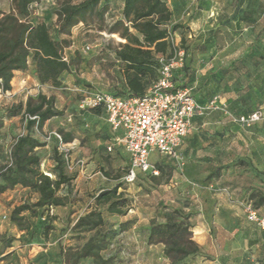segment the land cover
<instances>
[{"label":"rangeland","instance_id":"1","mask_svg":"<svg viewBox=\"0 0 264 264\" xmlns=\"http://www.w3.org/2000/svg\"><path fill=\"white\" fill-rule=\"evenodd\" d=\"M79 1L72 0V3ZM117 2L114 14H106L103 24L94 16L88 25L79 24L72 30V45L66 53L69 58L76 57L78 64L72 67L75 81L71 90L63 91L57 105L64 115L46 123L43 133L38 134L42 141L51 132L76 137L79 141L76 146L83 149L80 158L84 166H76L73 171L67 167L73 180L58 191L57 196L64 202L62 206L22 215L27 226L24 231L11 222V213L17 206L35 203L38 195L18 187L1 196L0 237L6 236L14 242L0 257V264H76L91 240L106 245L105 249L78 264H101L108 259L112 260L111 264H171L163 256V246L147 244L151 221L163 223L166 209H182L180 206L188 202L185 199L201 193L209 208L210 195L216 189L226 196L232 193L228 190L231 186L237 189L247 179L260 178L264 183V121L249 128L241 127L220 113L193 122L183 148L182 170L171 158L158 155L153 162L158 166L159 176L137 172L132 181L127 179L129 158L118 147L112 151L107 149L113 135L104 114L90 111L79 115L81 96L73 91L89 88L111 94L125 93L123 65L117 61L116 50L126 41L108 31L115 21ZM234 2L178 0L175 4L168 3L179 19L178 24L182 25L177 34L188 54L189 89L203 101L212 93L221 94L234 115L251 113L255 107L264 112V0H242L239 10L234 9ZM10 5V0H0V11L9 12ZM59 6L57 1L41 0L30 20L46 22L56 37L55 11ZM187 14L191 17H186ZM87 46L90 51L85 50ZM33 70L30 62L32 75ZM32 88L33 85L28 91ZM2 100L0 97V121L6 108ZM25 126V120L20 117L13 133L0 132V168L10 161L13 143L18 136L26 134ZM54 142L38 151L43 171L54 169ZM72 148L68 146L61 152L68 154L69 160H72ZM94 155H98L97 160ZM57 177L51 175L53 179ZM117 185L122 186L118 192L129 201L123 215L108 213V205L96 199L101 192ZM242 193L245 192L230 194L236 206L234 213L239 216L235 220L249 222L245 205L251 203L256 209L259 193L256 189L246 193L248 196ZM251 195L256 196L254 200L250 199ZM93 211L102 214L103 224L92 231L76 229L78 220ZM259 211L264 213V203ZM4 216H7L5 221ZM234 228L212 231L210 250L203 254L211 260L206 264H264V231L251 223ZM194 263L195 260L189 264Z\"/></svg>","mask_w":264,"mask_h":264},{"label":"trees","instance_id":"2","mask_svg":"<svg viewBox=\"0 0 264 264\" xmlns=\"http://www.w3.org/2000/svg\"><path fill=\"white\" fill-rule=\"evenodd\" d=\"M40 1L10 0L9 12L0 11V90L4 94L12 90L11 83L16 72L29 71L30 62L34 68L33 75L41 85L60 87L62 75L71 73L72 67L78 64L76 57L69 58L66 53L72 45L70 38L72 30L79 24L88 25L89 20L94 16L100 24H103L109 9L108 0H80L78 3H72V0H54L58 2V5L60 4L55 11L57 22L56 37H54L51 27L46 22L30 20L34 5H39ZM123 3L122 19L115 21L108 29L110 34L119 35L126 41L116 50L117 61L123 65L125 93L113 95L143 97L159 78L162 67L160 57H169L172 53L168 42V26L172 23L173 14L168 6V0H123ZM242 4V0H235L234 9L239 10ZM181 27V24H176L171 27V30L177 33ZM181 47L186 50L182 40ZM65 57L67 61L64 60ZM189 77L187 54L184 67L176 73L174 78L176 89L189 88ZM204 88H201L199 93ZM216 95L221 94L212 93L205 101L193 96L199 103L206 104ZM256 109L259 108H253L251 113ZM91 112L104 113L102 110ZM80 113L84 114L79 111V115ZM248 114L250 113L241 115ZM63 115V111L56 106L54 96L47 97L40 94L36 99L29 98L26 104L18 103L5 109L4 118L0 121L1 128L4 119L22 117L26 122V134L16 139L11 148L10 161L0 168V199L4 193L18 187L29 189L38 195L35 203L17 206L11 213V222L21 231L27 229L26 220L22 216L24 213L36 214L40 209L62 206L64 202L57 196L58 191L63 185H69L73 180L66 171L68 154L60 152L57 142H54L55 165L50 173L58 176L57 178H51L42 170V158L38 153V149L48 145L39 138L38 134L43 133L48 121ZM72 140V135L63 136L64 144ZM156 167L158 168L157 164ZM145 175L157 177L151 174ZM121 187L117 185L112 189L104 190L96 198L98 203L108 205L107 211L110 214L123 215L129 208V201L124 198L123 193L118 192ZM257 193H259L257 197L251 195L250 199L257 198L255 206L259 211L264 203V194ZM191 217V214L183 209H166L163 223L151 221L147 244L163 246V256L171 264L194 262L197 257L203 255V251L193 240ZM102 224V214L93 211L78 220L76 229L92 231ZM0 241L1 257L12 247L14 240L1 236ZM105 247L106 245H99L91 240L79 254L76 264L82 259L94 257ZM111 262L112 260L109 259L102 260L101 264H111Z\"/></svg>","mask_w":264,"mask_h":264},{"label":"built area","instance_id":"3","mask_svg":"<svg viewBox=\"0 0 264 264\" xmlns=\"http://www.w3.org/2000/svg\"><path fill=\"white\" fill-rule=\"evenodd\" d=\"M38 6L35 4L33 8L37 9ZM168 42L172 53L169 57H160L162 67L159 78L143 97H117L108 92L89 88L73 90L81 96L78 103L80 112L102 110L106 114L107 123L114 134L108 150L112 151L118 147L129 158L130 168L127 175L129 181L135 178L137 172L152 176L160 175L156 165L151 162L154 155L171 158L182 170L183 144L196 118L220 113L230 123L248 128L264 121V112L260 108L248 115H234L226 99L221 95H216L206 104H201L194 98L191 89H176L174 78L184 67L187 53L181 47L178 34L171 29ZM90 49L89 46L85 48L86 51ZM64 60L67 61V57ZM51 141L59 144L60 152L65 150L66 145L61 133H49L45 142ZM66 161L67 167L72 170L68 156ZM76 165L83 167L84 161L79 160ZM245 213L251 224L264 231V214L251 203L245 205ZM6 219L7 216H4L3 221Z\"/></svg>","mask_w":264,"mask_h":264},{"label":"crops","instance_id":"4","mask_svg":"<svg viewBox=\"0 0 264 264\" xmlns=\"http://www.w3.org/2000/svg\"><path fill=\"white\" fill-rule=\"evenodd\" d=\"M108 13L109 14H114V10L116 9V0H108ZM178 0H168L169 4H175ZM118 10L117 14L115 17V21L122 19V10H123V0H118ZM168 4V6H169ZM170 10L172 11V23L168 26V29H170L173 25L178 24L179 19L176 17L175 11H173V8L170 7ZM193 14V12H192ZM186 17H191L190 14H187ZM180 19H183V16H181ZM114 21V22H115ZM71 73H64L61 77V86L58 88H55L51 85H41L38 80L34 77V75L30 74L29 71L27 72H16L15 77L11 83L12 85V90L10 91V95H6L4 93L1 94V98L3 99V105L6 107L5 109L18 104V103H23L26 104L29 97H35L37 95L43 94L46 95L47 97L54 96L56 99V106L59 103V98H61V94L63 93L64 90L68 91L71 90L72 85L74 84V76ZM26 87L24 88V86ZM31 85H33L34 88H32L31 91H28L31 89ZM226 99V98H225ZM227 101V99H226ZM58 108V106H57ZM59 109V108H58ZM106 119V114L103 113ZM20 117H15L12 119H4V126L0 129L1 133H6L7 135H10V133H13L15 130V124H17V121H19ZM55 119V118H54ZM197 119V118H196ZM194 119V121L196 120ZM53 120V119H52ZM52 120L48 121L51 122ZM193 121V122H194ZM47 122V123H48ZM193 125V124H192ZM111 129V128H110ZM191 133V131H190ZM112 135L113 132H112ZM190 135V134H189ZM189 135L184 141L183 148L185 145V142L189 138ZM21 136V135H20ZM19 137V136H18ZM73 140L70 143L65 144L66 147L72 146V153H71V163H72V170L78 165L76 163L81 160L80 158V153H83L81 148L77 147V143H79L78 139L74 136ZM16 141V140H15ZM14 141V143H15ZM13 143V144H14ZM49 145H47L45 148H47ZM182 148V151H183ZM39 151V149H38ZM124 155H126L124 153ZM98 156V155H97ZM97 156L94 155V159L97 160ZM158 155H154L151 158V162L155 164L156 162H153V159L157 157ZM127 157V156H126ZM128 158V157H127ZM84 161V160H83ZM156 165V164H155ZM53 167V166H52ZM78 169V168H77ZM79 170V169H78ZM47 175H50L52 173V169H49L48 171H44ZM253 177V176H251ZM255 180V181H254ZM229 186V184H226ZM219 186V182H216V187ZM230 187V186H229ZM256 189L257 192H261L264 194V183L262 180L259 179H247V183L241 184L238 186L237 189H235L234 186H231L228 190L232 191L233 195L239 194L240 192H245L242 193L243 196H248L246 193H252ZM225 192L227 189H224ZM245 190V191H244ZM240 191V192H239ZM219 189L215 190V194L210 195V205L208 208V205L205 204L204 197L201 193V195H196L190 198H187L188 202L186 204H182L180 207H182L183 210H185L187 213L191 214V223L193 225L192 232L195 238L196 243L202 248L203 254L208 252L210 250L209 247V239L211 241L212 239V231H215L216 229H229L234 227H238L239 225L247 226L250 225L249 222H247L245 219H240V220H235L236 216L239 217L237 214L234 212V200L232 201V197L230 194L227 193L226 196L220 195L219 194ZM249 193V194H250ZM246 198V197H245ZM198 204V205H197ZM198 206V207H197ZM235 225V226H234ZM210 259L204 258L203 255L199 256L195 259L194 264H206L210 262Z\"/></svg>","mask_w":264,"mask_h":264}]
</instances>
